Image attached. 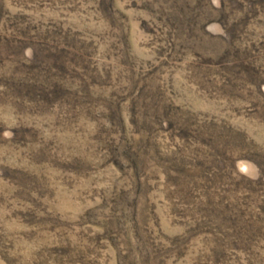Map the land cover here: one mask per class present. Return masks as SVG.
<instances>
[{
    "label": "rangeland",
    "instance_id": "obj_1",
    "mask_svg": "<svg viewBox=\"0 0 264 264\" xmlns=\"http://www.w3.org/2000/svg\"><path fill=\"white\" fill-rule=\"evenodd\" d=\"M0 264H264V0H0Z\"/></svg>",
    "mask_w": 264,
    "mask_h": 264
}]
</instances>
